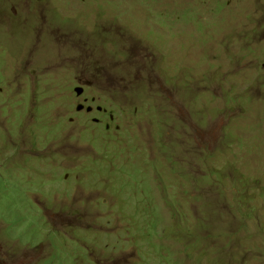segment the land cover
<instances>
[{
	"label": "rangeland",
	"instance_id": "374dc122",
	"mask_svg": "<svg viewBox=\"0 0 264 264\" xmlns=\"http://www.w3.org/2000/svg\"><path fill=\"white\" fill-rule=\"evenodd\" d=\"M0 264H264V0H0Z\"/></svg>",
	"mask_w": 264,
	"mask_h": 264
},
{
	"label": "clouds",
	"instance_id": "9594fccd",
	"mask_svg": "<svg viewBox=\"0 0 264 264\" xmlns=\"http://www.w3.org/2000/svg\"><path fill=\"white\" fill-rule=\"evenodd\" d=\"M85 86V85H84ZM85 87H87V86H85ZM77 89H81V93L80 94H78L77 92H76V95H82V93L83 94H85V91H84V88H82V87H76ZM85 96V95H84ZM95 99V98H94ZM92 105H85V104H83V103H80V104H78V107H77V111H81V110H83L84 109V111L83 112H85L86 111V109H88L90 112H92V113H96V112H94V111H96V109L94 108V107H91ZM83 108V109H82ZM99 110H101L100 108H99ZM93 117H95V116H93ZM93 121L95 122L96 121V118L95 119H93ZM96 124V123H95ZM45 127H47V126H45Z\"/></svg>",
	"mask_w": 264,
	"mask_h": 264
},
{
	"label": "flooded vegetation",
	"instance_id": "af4514ba",
	"mask_svg": "<svg viewBox=\"0 0 264 264\" xmlns=\"http://www.w3.org/2000/svg\"><path fill=\"white\" fill-rule=\"evenodd\" d=\"M84 95H85V94H83V97H84V98H83V104H85V105H90V104L88 103V98L85 97ZM81 96H82V95H81ZM91 102H93V101H91ZM82 109H83V108H82ZM81 111H84V110H81ZM92 112H93V111H92ZM94 112H96V113H100L101 110L98 109V110H96V111H94ZM107 116H108V115H107ZM94 119H95V118H94ZM95 123H96V124H99L100 122L96 120Z\"/></svg>",
	"mask_w": 264,
	"mask_h": 264
},
{
	"label": "water",
	"instance_id": "95a60500",
	"mask_svg": "<svg viewBox=\"0 0 264 264\" xmlns=\"http://www.w3.org/2000/svg\"><path fill=\"white\" fill-rule=\"evenodd\" d=\"M82 91L81 89H77V93L80 94Z\"/></svg>",
	"mask_w": 264,
	"mask_h": 264
}]
</instances>
